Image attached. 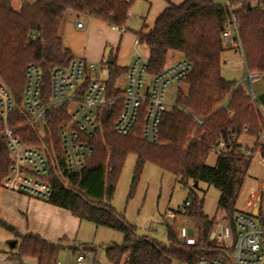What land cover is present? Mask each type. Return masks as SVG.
I'll return each instance as SVG.
<instances>
[{"label": "trees", "instance_id": "16d2710c", "mask_svg": "<svg viewBox=\"0 0 264 264\" xmlns=\"http://www.w3.org/2000/svg\"><path fill=\"white\" fill-rule=\"evenodd\" d=\"M136 0H22L20 11L12 0H0V79L12 90L20 104L26 84V69L38 65L45 75V100L49 98L50 75L55 68H68L74 59L65 45L61 28L72 13L83 14L106 22L117 29L125 28L129 10ZM168 6L156 17L152 28L137 33L141 45L148 51L149 72L158 74L168 65L170 51H178L192 69L183 78L174 107L162 119L157 143L142 137L144 112L131 134L115 133L114 124L121 112V102L99 110L102 131L90 140L96 154L106 160L101 185L86 182L90 162L80 172L68 174L61 147L59 129L68 121L67 105L48 114V130L44 142L49 148L55 168L49 180L53 194L49 202L68 210L74 216L123 234V242L110 245L106 257L112 264H138L139 253L147 250L149 264L162 254L164 264H194L202 258H216L221 249L210 240L215 222L204 212V200L195 194V183H206L220 192L218 210L224 213L230 227L237 212V201L253 162L256 147L246 145L244 136L259 141L264 133V120L243 84L222 75L223 54L229 49L223 36L234 16L239 28V40L246 68L251 74L264 75V0H234L218 4L214 0H182ZM127 30V29H125ZM39 33L36 40L33 35ZM118 47L112 45L104 69L108 72L106 99H114L122 91L118 79L128 69L117 64ZM18 111L10 125L24 123ZM3 124L0 122V133ZM27 144H38L39 133L29 127L18 130ZM224 144L219 153L214 150ZM264 146V142L262 143ZM136 156L129 198L133 196L147 164L173 174L176 181L189 187L184 214L196 227L197 240L181 241L173 223H165L168 243L148 235L138 236L137 227L112 201L129 155ZM215 156L214 164L208 160ZM102 161L94 166L98 172ZM10 166L5 138L0 137V190ZM264 222V220H263ZM7 226L5 223H2ZM9 227V226H8ZM10 229L14 230L12 227ZM20 256L36 257L39 264H57L62 244L51 243L37 234L16 231Z\"/></svg>", "mask_w": 264, "mask_h": 264}, {"label": "built area", "instance_id": "2783aa9c", "mask_svg": "<svg viewBox=\"0 0 264 264\" xmlns=\"http://www.w3.org/2000/svg\"><path fill=\"white\" fill-rule=\"evenodd\" d=\"M130 2V0H126ZM229 2L228 4H231ZM83 28V23H78ZM125 29V28H121ZM39 33L33 35L36 40ZM224 38L228 42L235 41L243 58V65L250 82V97L259 108L264 120V104L259 105V99L251 84L254 77H264L263 74H251L246 63L239 40V28L233 16L226 27ZM135 59L126 73V85L121 95L114 99H106V81L102 70L91 66L87 59L74 55L68 68H55L50 75L49 98L45 100V75L36 64L28 65L26 69V84L20 104L12 90L0 79V122L3 129L0 137L5 138L9 150L10 166L2 181V189L23 193L32 198L49 201L53 194V186L49 180L50 171L55 168V160L44 142L48 130V114L51 110L67 105L68 121L59 129L61 147L68 174L80 173L90 162L86 182L91 186L101 185L105 158L96 154L90 143L102 131L99 110L117 101L121 102V112L115 121L114 131L118 135L127 136L132 133L138 118L144 112L142 137L148 143L159 140L160 125L164 114L174 107L167 101L168 87L180 82L191 71L192 65L187 59H180L167 65L156 75L149 72V56L142 53V45L138 38L134 41ZM18 111L23 115L24 123L12 127L13 113ZM29 127L39 133L40 143L27 144L20 138L18 130ZM264 140V133L261 135ZM224 144L220 143L214 152L221 151ZM101 158L98 172L94 166ZM176 177V176H175ZM190 202L181 208L184 214ZM177 212L168 209L164 214L165 223L176 219ZM264 217L237 209L233 218V227L226 220L214 222L210 240L220 246V256L202 258L194 264H264ZM181 241L194 243L181 233ZM86 257L78 255L77 264H85ZM178 264V263H172Z\"/></svg>", "mask_w": 264, "mask_h": 264}, {"label": "rangeland", "instance_id": "374dc122", "mask_svg": "<svg viewBox=\"0 0 264 264\" xmlns=\"http://www.w3.org/2000/svg\"><path fill=\"white\" fill-rule=\"evenodd\" d=\"M180 1V0H176ZM218 4H226L228 0H214ZM165 0H136L130 10L127 21L125 23L126 28H128L127 35L137 34L144 28L145 24H151L153 22L154 15L159 5L164 4ZM13 8L16 11H20L22 0H12ZM74 18H82L86 20L87 28L83 31L73 32L71 27L61 28V33H63L64 42L70 45L74 55H79V50L86 46L88 50H93L98 48L100 40L98 39L99 32L103 31V26L99 23H89L88 16L83 14L74 13ZM88 20V21H87ZM64 28V29H63ZM93 31L94 33H89ZM227 41V40H226ZM228 42V41H227ZM230 50H226L224 54L225 60L222 66L223 76L233 81L237 79L238 82L242 83L247 91L250 93V82L248 80L246 71L243 65V58L239 50L238 44L235 41L228 43ZM142 53L147 54L148 51L145 47L142 49ZM109 55V50H106V57ZM182 54L178 51H170L168 56V64H172L179 59H182ZM224 59V58H223ZM117 62L119 60L117 59ZM104 79H107L108 72L106 69L102 70ZM119 80V79H118ZM121 80V79H120ZM119 80V81H120ZM118 83V81H117ZM120 86H124V81L119 82ZM251 84L256 92L259 99V105H263L262 96L264 95V78L254 77L251 80ZM180 87H184L183 83L175 82L168 87L167 101L170 104H175L177 91ZM264 122V121H263ZM253 138L249 136H244L243 141L246 145H250ZM263 142V140L261 141ZM254 160V158H253ZM216 161L215 156H211L208 160L209 164H214ZM136 156L134 154L129 155L126 160L125 166L123 168L117 191L115 197L112 201L115 208L125 214L127 219L137 227L138 236L148 235L156 238L162 243H168V238L166 235V227L164 221L165 212L170 209L177 212V219L168 220V223H173L177 228L186 226L188 231L193 233L191 238L194 241L197 240V231L191 225L189 218L181 213V208L185 206L186 200L189 198V187H193V183L190 182L189 187H184L179 184L175 177L171 174L163 175L159 166L153 164H147L138 182V187L131 198H129L130 185L132 182L133 171L135 167ZM261 163L258 158L254 160L250 167V173L246 177L244 185L242 187L240 197L237 202L238 208L245 204L249 189L255 185L256 174L260 172ZM195 188V194L200 200H204V212L209 216L210 219H214L215 222H220L226 220L224 213L218 210V202L220 198V192L214 186H209L206 183H200ZM264 189V186H262ZM10 192L1 189L0 190V250L9 249L17 250L18 246L12 247L14 241H18L16 235L17 229L13 225L1 218L2 211L6 208L7 197H9ZM13 214L15 216V221H21L27 217L26 212L23 207L16 203L12 206ZM257 213V211L255 212ZM227 221V220H226ZM12 227L14 230L10 229ZM99 232L97 234L96 244L99 245L97 261H101L104 264H111L104 256L103 252L106 251V246H110L114 243L123 242V234L111 230L108 228L99 227ZM187 231V232H188ZM72 245L80 246V241L72 242ZM105 248V249H104ZM104 249V250H103ZM86 251V249H83Z\"/></svg>", "mask_w": 264, "mask_h": 264}, {"label": "crops", "instance_id": "0c3cea01", "mask_svg": "<svg viewBox=\"0 0 264 264\" xmlns=\"http://www.w3.org/2000/svg\"><path fill=\"white\" fill-rule=\"evenodd\" d=\"M170 1L173 3H180L182 0L180 1L170 0ZM233 1L234 0H228L226 4ZM159 6L160 7H158L156 14L154 15L153 22L151 24L150 23L145 24L144 28H142L144 32H147L152 28L156 17L168 6V2L165 0V3ZM88 20L90 21L89 23L91 24L99 23L104 28L103 31H100L98 34L99 36L98 39L100 40L98 44V48L93 50H88L86 46H83L79 50L78 56L87 59L88 63L91 66H94L99 70L108 60V56L106 57V50L110 51L112 45H115L118 47L117 59L119 60V62H117V64L121 67L129 69L136 56L134 41L137 38V34H130V37H128L127 35H125L128 32V28L126 27L125 29L127 30L117 29L115 27L109 26L106 22L99 19L88 17ZM78 23H83L84 27L79 28ZM68 25L72 28L71 30L75 33H77L78 31L81 32L83 30H86L87 28L86 20L82 18H74V13L69 15V18L63 24V27L65 28ZM89 33H94V32L90 31ZM65 45L72 51L70 45H68L67 43H65ZM230 49L231 46L229 47L228 50ZM224 54H226V52ZM224 54L223 56H225ZM223 58H224L223 62L225 60L226 63L227 61L225 57ZM119 80L124 81L123 87L120 86ZM119 80L117 83V87L119 89H123L126 85V73L122 75L119 78ZM236 82H238L237 79ZM238 83L242 84L240 82ZM262 101L264 104V95L262 96ZM262 140L263 139L260 138L259 141H256V139L253 138L249 143L250 146H254L256 142L260 143L256 147L254 153V160L256 158L260 160L261 169L260 172L256 174L257 181L255 182V185H253L248 191L245 204L239 208L247 211H252L253 213L257 211V213L255 214L264 217V189L262 188V186H264V146L262 144L264 140L263 142H261ZM106 165L107 164L105 161V166ZM158 168L160 169L163 175L169 174V173H164L161 167ZM249 171L247 176L250 173ZM173 176L175 177V175ZM176 179L177 177H175V180ZM9 192L10 195L9 197H7L6 208L2 211L3 215L1 214V218L11 223L13 227L17 229V232L22 235L33 233L39 235L41 238L51 243L62 244L63 248L61 249L58 255L57 264H77V257L80 254L85 255L86 257L85 264H104L99 260L97 261L98 249L100 248L99 245L96 244L95 242L97 240L96 239L97 234L100 230L97 225H95L92 222L81 220L80 218L71 214L70 211L59 208L51 204L49 201L32 198L23 193H16L11 191ZM16 203L20 204L27 214V217L25 219L17 222L14 220L15 216L13 214V208H12V206L15 205ZM236 208L239 209L237 205ZM191 225L195 228L193 222H191ZM186 226H182L181 228L178 229L177 226L175 225L179 237L183 232L186 233L187 237L190 238V240H192L193 238L191 237L193 236V233L189 232ZM74 241H80L81 245L73 246L72 242ZM19 242L20 239H18L17 241V246H18L17 250H9V249L0 250V264H39L36 257L19 255ZM108 247L109 246H106V250ZM83 249H86V251H89V253L82 251ZM103 254L107 259L105 250ZM148 257H149L148 251L142 250L139 253L138 264H149ZM164 262H165V256L160 254L156 256L150 264H164Z\"/></svg>", "mask_w": 264, "mask_h": 264}, {"label": "water", "instance_id": "95a60500", "mask_svg": "<svg viewBox=\"0 0 264 264\" xmlns=\"http://www.w3.org/2000/svg\"><path fill=\"white\" fill-rule=\"evenodd\" d=\"M108 60H109L110 63H112V61H113L112 56H109V59ZM233 82L235 83L236 82V79H234ZM197 186H198V183H195V187H197ZM16 245H17V242L14 241L12 243V247H15Z\"/></svg>", "mask_w": 264, "mask_h": 264}]
</instances>
